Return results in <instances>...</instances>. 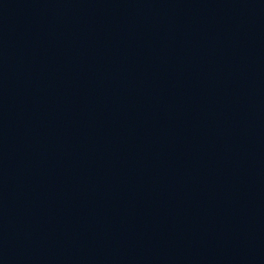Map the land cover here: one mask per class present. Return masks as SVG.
I'll return each instance as SVG.
<instances>
[{"label": "water", "instance_id": "1", "mask_svg": "<svg viewBox=\"0 0 264 264\" xmlns=\"http://www.w3.org/2000/svg\"><path fill=\"white\" fill-rule=\"evenodd\" d=\"M0 264H264V0H0Z\"/></svg>", "mask_w": 264, "mask_h": 264}]
</instances>
